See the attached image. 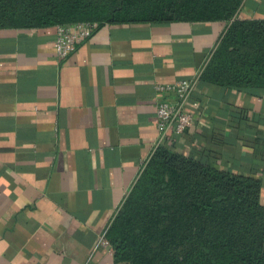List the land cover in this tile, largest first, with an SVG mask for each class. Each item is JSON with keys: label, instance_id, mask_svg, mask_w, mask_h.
I'll return each instance as SVG.
<instances>
[{"label": "crops", "instance_id": "obj_1", "mask_svg": "<svg viewBox=\"0 0 264 264\" xmlns=\"http://www.w3.org/2000/svg\"><path fill=\"white\" fill-rule=\"evenodd\" d=\"M237 13L264 21V0ZM231 23L104 24L66 59L56 26L0 28V264H115L103 239L173 99L157 83L200 74L172 148L259 177L264 204V60L208 71Z\"/></svg>", "mask_w": 264, "mask_h": 264}, {"label": "trees", "instance_id": "obj_2", "mask_svg": "<svg viewBox=\"0 0 264 264\" xmlns=\"http://www.w3.org/2000/svg\"><path fill=\"white\" fill-rule=\"evenodd\" d=\"M243 2L0 0V28L232 20L208 71L223 56L233 57L229 66L249 61L250 70L264 60V21L237 20ZM132 188L106 233L115 264H264L259 177L163 145Z\"/></svg>", "mask_w": 264, "mask_h": 264}, {"label": "built area", "instance_id": "obj_3", "mask_svg": "<svg viewBox=\"0 0 264 264\" xmlns=\"http://www.w3.org/2000/svg\"><path fill=\"white\" fill-rule=\"evenodd\" d=\"M99 22L78 21L76 23L57 24L56 56L66 59L76 52L78 45L91 38ZM200 74L193 78L175 80L171 83H157L156 91L163 95H171L173 99H161L156 104L157 130L159 137L153 145L152 155L156 148L163 145L172 146L177 135H181L194 125L195 112L192 111L190 100L196 93ZM151 155V156H152ZM148 161H146L147 164ZM108 244L107 239H103Z\"/></svg>", "mask_w": 264, "mask_h": 264}]
</instances>
